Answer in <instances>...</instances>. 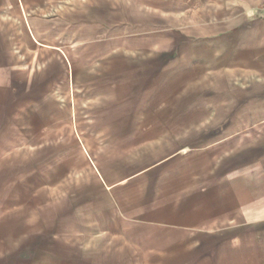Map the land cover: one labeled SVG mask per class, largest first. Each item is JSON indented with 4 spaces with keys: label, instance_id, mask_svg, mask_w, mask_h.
Segmentation results:
<instances>
[{
    "label": "crops",
    "instance_id": "crops-1",
    "mask_svg": "<svg viewBox=\"0 0 264 264\" xmlns=\"http://www.w3.org/2000/svg\"><path fill=\"white\" fill-rule=\"evenodd\" d=\"M263 1L0 0V264H264Z\"/></svg>",
    "mask_w": 264,
    "mask_h": 264
},
{
    "label": "rangeland",
    "instance_id": "rangeland-1",
    "mask_svg": "<svg viewBox=\"0 0 264 264\" xmlns=\"http://www.w3.org/2000/svg\"><path fill=\"white\" fill-rule=\"evenodd\" d=\"M106 66L107 65H105V64H98L97 69L98 70H103Z\"/></svg>",
    "mask_w": 264,
    "mask_h": 264
},
{
    "label": "built area",
    "instance_id": "built-area-1",
    "mask_svg": "<svg viewBox=\"0 0 264 264\" xmlns=\"http://www.w3.org/2000/svg\"><path fill=\"white\" fill-rule=\"evenodd\" d=\"M260 9L264 12V1L261 3Z\"/></svg>",
    "mask_w": 264,
    "mask_h": 264
}]
</instances>
